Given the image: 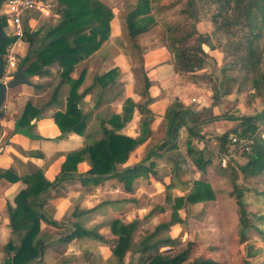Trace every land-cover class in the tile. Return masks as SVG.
<instances>
[{
	"label": "trees",
	"instance_id": "1",
	"mask_svg": "<svg viewBox=\"0 0 264 264\" xmlns=\"http://www.w3.org/2000/svg\"><path fill=\"white\" fill-rule=\"evenodd\" d=\"M4 1L0 0V9ZM160 2V0H136L121 18L122 29L128 34L133 48L141 49L134 42V38L158 25L155 15L169 8ZM198 3L215 5L216 11L211 19L215 29L231 34L242 31L245 37L243 51L231 64L235 65L234 62L239 64V69L244 71L242 79L251 82L250 94L260 96L264 103V0H186L182 10L192 22L189 26L176 28L168 26L164 36V45L173 56L174 67L181 73L194 74L204 67L209 58L205 45L210 44L211 33L202 32L197 28ZM52 10L58 14L54 24H43L31 29L28 21H23L21 40L27 43V48L25 55L17 59V67H21L29 78L50 75L49 68L55 63L58 66L55 77L46 84L52 85L48 101L42 105L28 101L15 119L13 132L21 133L28 138H42L34 132L35 122L32 120L43 117L45 108L52 102H59V89L62 85H67L65 102L51 115L60 130L57 138L61 139L69 132L85 134L88 118V114L82 110L85 92H78L84 71L79 72L77 76L73 73L79 62L92 56L109 38L110 21L114 17L113 8L102 0H57ZM0 18L4 27L5 19L2 15ZM15 39L14 36H6L0 49L1 55L5 53L7 45ZM114 40L124 45L123 37ZM241 44L239 43L238 46ZM141 50L143 52V49ZM118 69L116 66L101 75H96L92 86L102 83L105 90L114 83V76L119 73ZM139 70L142 84L136 92L140 95L141 101L126 97L120 113H110L107 118L100 119L96 130L100 134L99 137L94 136L93 133L89 134L83 147L67 152L54 180L49 181L41 168H32L21 176L11 168H0V179L4 178L10 182L21 181L25 185L16 193L12 201L6 203L9 227L11 232L16 233L18 240L17 242L9 240L6 243L7 258L4 264H43L42 257L48 246L54 242H68L81 237L104 240V237L93 229H85L77 222L66 224L53 219L47 208L49 197L52 190L64 180L77 179L82 185L91 183L97 186L107 179L115 178L124 191L131 192L135 179L147 176L150 171L157 176L156 171L151 168L152 158L178 150H182L183 156L186 157L185 159L181 157L183 162L188 159L198 169L199 178L192 180V187L186 194L174 197L173 202L170 196L166 195L165 205H156L149 211V214L157 212L160 215L158 223L152 229L141 230L143 232L141 233L139 219L136 218L131 221L118 217L111 219L109 228L116 239L110 245L109 260L113 264H221L219 260L213 258L187 259L194 245L193 241H182L169 234H162L171 225L183 222L178 212L181 208L188 209L196 203L214 198L213 188L208 181V166L211 164V159L204 157L202 149L194 146V141L203 140L202 125L218 119L235 121L228 130L214 135L220 153L228 152L231 133L252 140L250 152H240L245 158L243 163L238 164L230 159L227 164L222 163L223 167L218 169L222 171L226 170V167L229 168L228 175L232 180L229 195L238 206L241 240L248 238L245 230L249 228L258 231L264 240V230L248 217L243 190L235 184L239 174L244 180L264 176V137L262 136L264 124L261 121L264 108L255 114L234 116L213 112V106L219 103L215 94L211 105L201 109L185 106L180 101L174 100L167 107L164 115L163 138L148 148L139 162L119 168L117 165L125 163L131 152L144 143L152 133L150 124L154 115L149 107L152 101L149 94L152 81L147 77L143 64ZM135 109L140 113L138 134L128 136L118 133V130L130 121ZM168 157L171 159L170 155ZM83 160L88 162L89 168L84 172H78L77 164ZM176 163L177 161L174 160V175L178 176L181 169ZM170 187H173V183L168 184L167 188ZM258 194L264 204V189ZM166 206L170 207L169 215L164 212ZM252 215L258 219V222H264V213L257 211ZM41 221L60 229L57 236L52 237L43 232L40 229ZM138 233H141V237L134 240ZM127 253L131 258L125 262Z\"/></svg>",
	"mask_w": 264,
	"mask_h": 264
},
{
	"label": "crops",
	"instance_id": "2",
	"mask_svg": "<svg viewBox=\"0 0 264 264\" xmlns=\"http://www.w3.org/2000/svg\"><path fill=\"white\" fill-rule=\"evenodd\" d=\"M103 1L110 5L114 11V17L110 21V36L98 51L89 58L79 62L73 73L74 76H77L79 72L84 71V77L78 92H85L82 100V110L88 114L85 134L80 135L76 132H69L65 137L57 138L60 130L51 115L56 109L63 106L67 85H62L59 89V102H52L50 106L45 108L43 117L32 120V122H35L34 132L40 135L41 139L28 138L21 133L13 132L15 119L28 101L35 105H42L48 101L52 85L48 86L46 84L55 77L58 69L55 63L49 68L51 71L50 75L29 77L30 84H19L7 90L2 106L5 108L9 105L7 111L9 115L3 113L2 118H0V168H11L19 176L28 173L32 168H41L44 176L49 181H52L60 171L67 152L83 147L86 143V136L89 134L93 133L94 136L99 137L100 134L96 130L100 119L107 118L110 113H120L126 97H132L134 101H141L140 95L136 92L139 88V86L135 85V78L137 77L129 66L130 57L124 55L123 52L117 53L113 48L116 45L118 49L123 48L121 44L114 40L124 34L119 16L124 11L123 0ZM31 22L30 20L28 22L31 29L39 27H33ZM159 26L158 24L150 31L137 35L134 38V42L141 48L142 41L150 38V34L155 30H159ZM150 39L153 38L151 37ZM123 40L126 44V40L124 38ZM10 45H12V50L17 59L25 55L26 42L15 40ZM143 57L146 75L152 81L149 88V94L152 97L149 107L154 115L150 124L152 133L144 143L138 145L131 152L125 163L117 165L119 168L136 164L148 148L158 142V139L154 141V138L160 135L166 109L174 100L180 101L185 106L200 109L191 103L190 100L192 98L190 99V95L187 94V87L190 84L188 83V74L176 71L173 56L164 45V40L162 44H155L154 41L149 42V47L144 50ZM108 62L112 65L105 67ZM116 66L119 68V73L114 76L115 80L112 85L105 90L102 83L92 86L96 75H101ZM195 74L197 72L191 75ZM13 89L15 90L13 95L8 98L10 90ZM99 98L101 99L99 100ZM213 112L215 114L219 113L215 110ZM139 119L140 113L135 109L130 121L118 130V133L136 136L139 130ZM213 122L215 124L216 121ZM213 122H209L210 125ZM207 124L202 125L201 132ZM105 126L108 125L105 124ZM219 134L220 132L218 131L214 133V135ZM163 136L164 127L163 134L160 137L163 138ZM262 136L264 137V131ZM162 156L152 158L151 168L156 171L157 176L150 171L147 176L137 178L136 193L133 195H126L125 193L131 192L124 191L115 178L107 179L97 186L91 183L82 185L77 179L64 180L53 189L47 206L53 219L66 224L77 222L85 229H93L97 234L103 236L104 240L81 237L74 238L68 242H54L48 246L44 253L42 257L43 264H110L108 259L111 255L110 245L113 240L110 239V236H107V228L111 237L115 235L109 229V221L117 216L125 220L122 218V214L130 210V208L125 207V204H131V209L134 207L137 209L140 204L138 200L140 193L144 192L151 195L156 188H160L161 183L166 178L169 179V175L162 177L160 173L168 164V160L162 159ZM88 168L89 164L85 160L77 164L78 172H84ZM24 186L21 181L10 182L4 178L0 179V264H4L7 258L6 243L9 240L12 242H17L18 240L16 233L11 232L9 227L6 203L12 201L16 193ZM131 197H134L135 200ZM76 208L78 209L77 211ZM109 211L113 215L111 218H107ZM76 212L77 214H74ZM40 229L52 237H56L60 230L44 221L40 222Z\"/></svg>",
	"mask_w": 264,
	"mask_h": 264
},
{
	"label": "rangeland",
	"instance_id": "3",
	"mask_svg": "<svg viewBox=\"0 0 264 264\" xmlns=\"http://www.w3.org/2000/svg\"><path fill=\"white\" fill-rule=\"evenodd\" d=\"M48 1L55 5L57 0ZM135 1L136 0H123L124 11L119 15L121 24V18L125 15L126 11L134 5ZM160 1L162 5L167 8L169 6V8L155 15L160 28L150 34V38L152 37L153 39L147 38V40L142 41L141 48H143V52H141V49L133 48L131 41L124 31L122 37L126 40V44L124 42V45H121L123 48H119L120 51L116 45L117 43L115 44L116 47L113 46L117 53L123 52L124 55L130 57L131 62L129 66L137 77L135 78V85L137 86L142 84L139 69L142 64L144 67L143 54L144 50L149 47V42L154 41L155 44H162L166 33V27L170 26L176 28L178 26H189L192 22V19L189 18L186 13H183L182 10L183 7H185L186 0ZM215 11L214 4L198 3L197 28L202 32L211 33L210 44L205 45L209 58L204 67L197 70V74L187 75L188 83H190L187 87V94L190 95V99L192 98V100H190L191 103L200 109L211 105L214 99L213 95L215 94L219 102L218 105L213 106V110L216 112L234 116H241L246 113L255 114L262 110L264 106L263 100L258 95L250 94L251 82L242 79L244 71L239 69V64L237 62H234L235 65L231 64L233 61L237 60L238 55L242 53L245 37L242 31L237 34H231L215 29L211 21ZM0 15H2L1 12ZM57 19L58 16L44 17L38 13H32L30 21H32L31 24L33 27H38L42 24H54ZM4 29L9 32V27L7 25H4ZM239 43L242 44L238 46ZM9 48L8 44L5 53L2 55L4 59L10 53L14 54L12 47ZM111 65L112 64L108 62L105 67ZM15 69L9 71V69L5 67L1 80L6 82L10 79ZM14 91V89L10 90L8 98H11ZM8 108L9 105L5 108L2 106L1 111L9 115V112H7ZM261 121L264 124V116L261 118ZM234 123L235 121L224 119L216 120L215 124L214 122L211 125L208 123L201 132L204 137L203 140L194 141V146L202 149L204 157L211 159V164L208 166V181L213 188L214 198L209 201L196 203L189 206L188 209L181 208L178 212L183 222L171 225L170 228L162 232V234H169L171 237L179 238L182 241H193L194 245L189 251L187 259L202 257L219 260L221 264H264L263 237L255 229L249 228L245 230L248 238L241 240L240 226L238 225V206L235 200L229 195V189L232 187V180L230 175H228L229 168L226 167V170L222 171L218 169L221 166L223 167L222 163L227 164L230 159H233V161L238 164L245 161L244 156L238 151H235L233 156H228V153H220L218 141L214 136L216 131L222 133L228 130L229 128L227 127H231ZM162 134L163 126L160 135L155 136L154 141L162 139V137H160ZM229 145L231 149L233 146L231 143H229ZM168 155H170L171 159H169ZM168 155H163L161 157L162 159L169 160L168 164H166L167 166H165L160 173L162 177H167L169 175V179L166 178L164 180L165 183L162 182L160 188H156L151 195H149V193L145 194L144 192L140 193L138 199L140 204L137 209L134 207L132 210V205L125 204L124 202L125 207L130 208V210L122 214V218L127 221L133 220L134 218L139 219V231L152 229L159 221V213L153 212L149 214V210L156 205H165L166 195H169L170 200L173 202L174 197L186 194L192 187V180L199 178L200 172L194 164L188 159L183 162L181 158L183 156L182 150H178V152L171 151ZM183 157V159L186 158L185 155ZM172 158L177 161L176 164L180 165L181 171L178 176L174 175V160ZM137 182L138 180L135 179L133 187L136 186ZM169 183H173V187L167 188ZM235 184L238 188L243 190L244 201L246 202L245 209L248 213V217L253 223L258 224L259 227L264 230V222H258V219L252 215L257 213V211L258 213H264V204L260 198L261 196L258 194L259 191L264 189V176L250 177L244 180L241 174H239ZM135 189L136 187L133 188L131 193L125 194L128 196L133 195L136 193ZM131 198L135 200L134 197ZM121 200H123V198H121ZM165 208L164 212L166 215H169L170 207L166 206ZM112 216V212L109 211L107 213V218H111ZM117 217L119 218V216ZM141 233L143 232L141 231ZM141 233L136 234L134 240H138L141 237ZM106 234L110 236L113 242L115 241V236L111 237L110 232L108 233V228ZM130 258V254L127 253L124 261L128 262ZM108 262L113 264L109 259Z\"/></svg>",
	"mask_w": 264,
	"mask_h": 264
},
{
	"label": "built area",
	"instance_id": "4",
	"mask_svg": "<svg viewBox=\"0 0 264 264\" xmlns=\"http://www.w3.org/2000/svg\"><path fill=\"white\" fill-rule=\"evenodd\" d=\"M52 8L53 3L48 0H5L0 12L4 16L6 25L9 27V32L5 30L7 35L16 37L15 40H21L23 35V21L27 20L29 22L32 13H38L44 17H57L58 14L55 13ZM11 46L12 45L9 44L10 48ZM16 65L17 58L14 54L10 53L5 57V67H7L9 71H13ZM229 139L233 147L231 149L229 148L227 152L228 156H233L235 151L239 153L250 152L252 140L240 138L237 133H231Z\"/></svg>",
	"mask_w": 264,
	"mask_h": 264
},
{
	"label": "water",
	"instance_id": "5",
	"mask_svg": "<svg viewBox=\"0 0 264 264\" xmlns=\"http://www.w3.org/2000/svg\"><path fill=\"white\" fill-rule=\"evenodd\" d=\"M6 36H7V33L3 27V24L0 18V49L2 47L3 41L6 38ZM4 69H5V59L0 53V118H2L1 107L5 100L7 90L19 84H30L31 83L27 75L23 72L21 67H17L15 71L13 72L11 78L8 79L6 82L2 81L1 77L4 73Z\"/></svg>",
	"mask_w": 264,
	"mask_h": 264
}]
</instances>
